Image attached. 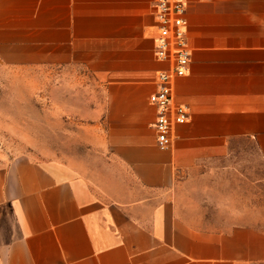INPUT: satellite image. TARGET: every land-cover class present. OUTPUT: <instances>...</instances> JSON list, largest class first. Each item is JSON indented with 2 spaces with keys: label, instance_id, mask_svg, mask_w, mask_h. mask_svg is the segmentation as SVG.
Here are the masks:
<instances>
[{
  "label": "crops",
  "instance_id": "0c3cea01",
  "mask_svg": "<svg viewBox=\"0 0 264 264\" xmlns=\"http://www.w3.org/2000/svg\"><path fill=\"white\" fill-rule=\"evenodd\" d=\"M153 0H0V61L76 66L102 90L98 151L127 174L122 197L26 157L0 168V264H264V230L202 229L175 186L245 140L264 159V0H187L191 64L173 83L190 108L168 149L149 102Z\"/></svg>",
  "mask_w": 264,
  "mask_h": 264
},
{
  "label": "rangeland",
  "instance_id": "374dc122",
  "mask_svg": "<svg viewBox=\"0 0 264 264\" xmlns=\"http://www.w3.org/2000/svg\"><path fill=\"white\" fill-rule=\"evenodd\" d=\"M101 93L80 67L0 61V168L26 157L82 178L97 193L122 197L130 185L126 172L98 151ZM175 192L181 215L199 228L264 230V159L250 142L199 165Z\"/></svg>",
  "mask_w": 264,
  "mask_h": 264
},
{
  "label": "built area",
  "instance_id": "2783aa9c",
  "mask_svg": "<svg viewBox=\"0 0 264 264\" xmlns=\"http://www.w3.org/2000/svg\"><path fill=\"white\" fill-rule=\"evenodd\" d=\"M153 16L157 25L154 55L168 69L157 73L155 91L149 102L155 110L153 130L156 146L169 148L176 127L191 117L190 108L173 99V83L185 77L191 64V48L187 32V0H153Z\"/></svg>",
  "mask_w": 264,
  "mask_h": 264
}]
</instances>
